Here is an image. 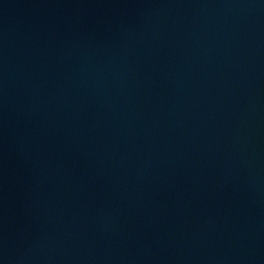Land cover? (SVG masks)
I'll return each mask as SVG.
<instances>
[{
    "label": "water",
    "instance_id": "obj_1",
    "mask_svg": "<svg viewBox=\"0 0 264 264\" xmlns=\"http://www.w3.org/2000/svg\"><path fill=\"white\" fill-rule=\"evenodd\" d=\"M0 264H264V0H0Z\"/></svg>",
    "mask_w": 264,
    "mask_h": 264
}]
</instances>
